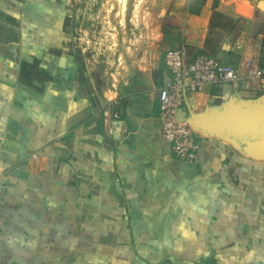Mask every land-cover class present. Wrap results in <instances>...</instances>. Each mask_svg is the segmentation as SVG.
I'll return each mask as SVG.
<instances>
[{
  "label": "crops",
  "instance_id": "crops-1",
  "mask_svg": "<svg viewBox=\"0 0 264 264\" xmlns=\"http://www.w3.org/2000/svg\"><path fill=\"white\" fill-rule=\"evenodd\" d=\"M166 3L161 28L180 24L165 51L235 66L255 55L254 86H205L181 114L264 96V0ZM63 15L59 0H0V264H264V160L199 130L197 159L176 158L161 132L166 66L102 86L72 55ZM104 108L120 112L111 134Z\"/></svg>",
  "mask_w": 264,
  "mask_h": 264
},
{
  "label": "rangeland",
  "instance_id": "rangeland-1",
  "mask_svg": "<svg viewBox=\"0 0 264 264\" xmlns=\"http://www.w3.org/2000/svg\"><path fill=\"white\" fill-rule=\"evenodd\" d=\"M59 1L72 55L83 67L94 68L102 86L142 74L152 77L165 65L166 0Z\"/></svg>",
  "mask_w": 264,
  "mask_h": 264
},
{
  "label": "built area",
  "instance_id": "built-area-1",
  "mask_svg": "<svg viewBox=\"0 0 264 264\" xmlns=\"http://www.w3.org/2000/svg\"><path fill=\"white\" fill-rule=\"evenodd\" d=\"M243 53L239 65L223 64L219 60L203 55L189 59L184 45L168 49L164 54V63L168 77L158 89V102L161 120V132L172 148L176 158L192 163L198 157L199 140L197 130L188 120H180L181 108L188 93H194L205 86L222 83H237L244 78L249 86L257 83L253 65V48ZM240 68L245 69L242 77ZM120 118V112L111 108L102 111V123L108 134L113 131V122Z\"/></svg>",
  "mask_w": 264,
  "mask_h": 264
},
{
  "label": "water",
  "instance_id": "water-1",
  "mask_svg": "<svg viewBox=\"0 0 264 264\" xmlns=\"http://www.w3.org/2000/svg\"><path fill=\"white\" fill-rule=\"evenodd\" d=\"M242 107L237 112H216L206 117L179 114V119L188 120L196 130L230 142L245 156L264 160V96Z\"/></svg>",
  "mask_w": 264,
  "mask_h": 264
},
{
  "label": "trees",
  "instance_id": "trees-1",
  "mask_svg": "<svg viewBox=\"0 0 264 264\" xmlns=\"http://www.w3.org/2000/svg\"><path fill=\"white\" fill-rule=\"evenodd\" d=\"M180 24V20L175 17L167 16L164 18L162 27L165 29L167 27H177Z\"/></svg>",
  "mask_w": 264,
  "mask_h": 264
}]
</instances>
